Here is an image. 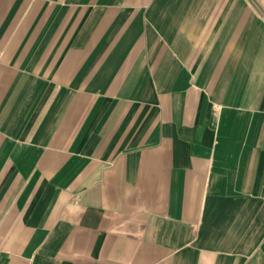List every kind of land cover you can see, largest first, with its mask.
<instances>
[{"label": "crops", "instance_id": "obj_1", "mask_svg": "<svg viewBox=\"0 0 264 264\" xmlns=\"http://www.w3.org/2000/svg\"><path fill=\"white\" fill-rule=\"evenodd\" d=\"M0 264H264V0H0Z\"/></svg>", "mask_w": 264, "mask_h": 264}]
</instances>
